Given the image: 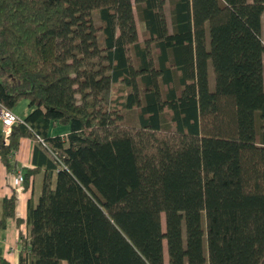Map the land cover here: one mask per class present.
<instances>
[{
    "label": "trees",
    "instance_id": "obj_1",
    "mask_svg": "<svg viewBox=\"0 0 264 264\" xmlns=\"http://www.w3.org/2000/svg\"><path fill=\"white\" fill-rule=\"evenodd\" d=\"M165 4L0 0V101L34 105L0 162L36 134L58 157L36 148L17 264H264V0Z\"/></svg>",
    "mask_w": 264,
    "mask_h": 264
},
{
    "label": "crops",
    "instance_id": "obj_2",
    "mask_svg": "<svg viewBox=\"0 0 264 264\" xmlns=\"http://www.w3.org/2000/svg\"><path fill=\"white\" fill-rule=\"evenodd\" d=\"M209 84L210 86L213 85L210 81ZM33 108L34 105H30L28 99L22 98L10 109L19 119L23 120ZM69 130V124H61L58 121H54L50 123L47 133L50 136L60 135L64 137ZM0 133H2L1 119ZM36 148H39V150L50 157L49 152L35 136H25L20 138L19 146L12 157L16 162V168L10 170L0 162V217L2 214V200L11 195L13 191L16 192L14 216L7 217L5 225L0 227V246L2 254L10 260L11 264L18 263V251L20 246L19 231L21 230L24 234L27 233V224L25 221L27 200L30 197L37 199L41 191L45 162L43 160V155L36 152ZM34 168L38 170L32 173L31 170ZM18 169L22 170L23 175H25L26 170H29L30 175L27 186L22 188L21 184V187L16 189L12 183V176ZM17 217L19 221L16 220Z\"/></svg>",
    "mask_w": 264,
    "mask_h": 264
},
{
    "label": "built area",
    "instance_id": "obj_3",
    "mask_svg": "<svg viewBox=\"0 0 264 264\" xmlns=\"http://www.w3.org/2000/svg\"><path fill=\"white\" fill-rule=\"evenodd\" d=\"M0 119L2 121V134H3V142L4 143H8L9 140V133H10V129H11V125L13 123H16L17 121H22L21 119H19V117L14 114L11 109L7 106H5L1 101H0ZM35 137L37 138V140H39L41 142V144L45 147V149L49 152L50 156H52L54 158V160L58 157H56L57 155L50 150L44 140L42 139V137H40L39 135H35ZM57 159L55 161H57ZM23 172L22 170L18 169L17 171H15V173L12 176V183L13 186L17 189L19 187H21L22 181H23Z\"/></svg>",
    "mask_w": 264,
    "mask_h": 264
},
{
    "label": "rangeland",
    "instance_id": "obj_4",
    "mask_svg": "<svg viewBox=\"0 0 264 264\" xmlns=\"http://www.w3.org/2000/svg\"><path fill=\"white\" fill-rule=\"evenodd\" d=\"M219 2V0H214V3L217 4ZM165 9H166V14H167V18L169 21V5H168V0H166V4H165ZM134 10H135V14H136V20H137V27H138V32H139V37L140 39H142L144 37V23L143 21H141V19L138 16V12L136 7L134 6ZM262 25H263V30H262V38H264V15L262 18ZM264 55V54H263ZM208 74H209V81L211 82V84H213L214 82V73L212 70V66L209 63L208 64ZM122 123H130V124H138L139 123V119H138V112L137 109H127L124 111V116L122 118Z\"/></svg>",
    "mask_w": 264,
    "mask_h": 264
}]
</instances>
